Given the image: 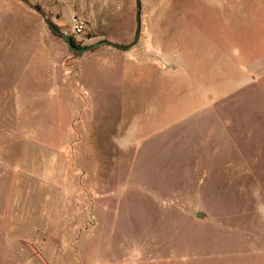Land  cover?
<instances>
[{
	"label": "rangeland",
	"instance_id": "1",
	"mask_svg": "<svg viewBox=\"0 0 264 264\" xmlns=\"http://www.w3.org/2000/svg\"><path fill=\"white\" fill-rule=\"evenodd\" d=\"M0 264H264V0H0Z\"/></svg>",
	"mask_w": 264,
	"mask_h": 264
},
{
	"label": "water",
	"instance_id": "2",
	"mask_svg": "<svg viewBox=\"0 0 264 264\" xmlns=\"http://www.w3.org/2000/svg\"><path fill=\"white\" fill-rule=\"evenodd\" d=\"M48 24H49L50 29L53 32H55L57 34H61V31L55 25H53L51 22H49ZM64 40H65L66 44L68 45L69 49L72 52L76 53L78 55V57H82L84 54L89 53V52L96 50V49L103 47V46L114 47V48L126 51V50H129L130 47L133 45L132 44L130 46H123V45L116 44V43L111 42V41L103 40V41H99V42L92 44L90 46H87V47H78V46L74 45L70 35H65ZM196 217L198 219L204 220V219L208 218V214L204 211H199V212H197Z\"/></svg>",
	"mask_w": 264,
	"mask_h": 264
},
{
	"label": "built area",
	"instance_id": "3",
	"mask_svg": "<svg viewBox=\"0 0 264 264\" xmlns=\"http://www.w3.org/2000/svg\"><path fill=\"white\" fill-rule=\"evenodd\" d=\"M73 28H74V32L76 34H82L84 32L85 25L81 20L74 18L73 19Z\"/></svg>",
	"mask_w": 264,
	"mask_h": 264
},
{
	"label": "trees",
	"instance_id": "4",
	"mask_svg": "<svg viewBox=\"0 0 264 264\" xmlns=\"http://www.w3.org/2000/svg\"><path fill=\"white\" fill-rule=\"evenodd\" d=\"M136 19H137L136 39H138V37L140 36V33H141V14H140V12L137 13ZM71 39H72L74 45L80 47L73 36H71Z\"/></svg>",
	"mask_w": 264,
	"mask_h": 264
}]
</instances>
